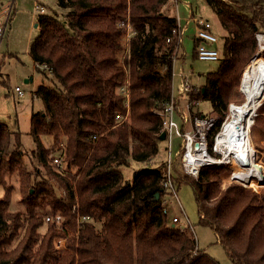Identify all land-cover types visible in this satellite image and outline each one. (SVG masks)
<instances>
[{"label": "trees", "instance_id": "obj_1", "mask_svg": "<svg viewBox=\"0 0 264 264\" xmlns=\"http://www.w3.org/2000/svg\"><path fill=\"white\" fill-rule=\"evenodd\" d=\"M169 1L58 0L62 18L39 16L29 54L47 66L50 82L34 92L43 109L33 114L30 134L44 173L27 168L21 134L0 124V264H220L197 249L190 228L181 231L163 212L170 193L163 187L167 166L156 163L164 142L159 112L175 88L176 46L167 39L177 27L163 13ZM206 3L223 30L222 58L204 85H193L187 103L191 115H201L194 102H210L222 121L241 96L256 33L264 31V0ZM117 115L128 118L119 122ZM256 117L252 128L258 122L264 140V118ZM44 138L52 139L50 148ZM62 145L66 176L49 159ZM133 162L141 167L127 180L123 169ZM227 169L206 167L195 179L174 162L173 176L175 185H191L200 224L213 230L233 264H264V189L223 188ZM16 175L25 214L11 211L15 187L8 179Z\"/></svg>", "mask_w": 264, "mask_h": 264}, {"label": "rangeland", "instance_id": "obj_2", "mask_svg": "<svg viewBox=\"0 0 264 264\" xmlns=\"http://www.w3.org/2000/svg\"><path fill=\"white\" fill-rule=\"evenodd\" d=\"M37 2L43 3L45 5L44 13L35 12V5ZM57 2L58 0H3L1 4L3 6V4L10 3L9 5H13V10L6 35L3 40H0V124L5 125L9 131L13 133L17 132L21 134L24 160L27 168L31 172L39 170V172L44 173L43 168L39 164L38 160L32 157V151L35 150V143L30 134L32 116L34 113H37L43 109L42 102L34 98V92L40 85L48 84L50 80L46 77L47 75L44 74V72H46L44 68L37 66L30 57L29 47L32 40H34L39 35L38 28H35L34 26L37 23L39 16H50L57 12L59 13L60 18H62V12L58 8ZM163 13L170 17H178L181 21L182 27L186 26L187 20L191 16L202 17L211 22L213 25V32L220 39L222 37V27L213 10L207 5L206 0H170L163 8ZM194 36L195 26L194 24H191L188 26V28H186V31L183 35V47L176 57V77L174 80V86L176 90H178L180 85L178 74L181 72L188 74L191 84L199 87L204 85L206 74L217 70L220 66V62L202 61L196 57L197 41L195 40ZM257 56L254 55V58L252 57V59L254 60ZM252 59L250 60L249 65L251 64ZM259 59L264 61V57L261 55L259 56ZM249 65H247L245 70L249 67ZM245 70L243 73H245ZM30 78H32V82L27 83L26 79ZM16 87H20L24 91L25 95L23 97H20L16 93ZM240 94L241 96L239 98L233 99L231 103L241 105L245 101V96L241 93V91ZM263 104L264 98L260 101L259 108ZM182 109L187 111L186 98L183 99ZM193 112L201 113L206 116L216 115L217 117H220L218 114L212 112L211 103L208 101L197 103V105L193 107ZM227 115L228 111L226 112L223 120L226 119ZM255 116H258L256 118H264V112H262V110H257ZM257 124L254 127L255 130L254 128L251 129L252 132H250V135L256 160L260 164L263 162L262 157L264 156V140H262V136L259 132L262 126H257ZM44 144L47 148H50L52 145V139L44 138ZM180 145L181 140L174 137L172 140L171 158L174 160V162L178 163H180L178 157L180 154ZM160 148L161 154L156 160V163L166 162L170 155L168 142H162ZM59 154L60 152H57L50 156V166L52 164L53 156L56 157ZM256 154H258V156H256ZM52 166V170L59 174ZM228 166L232 169V162H230ZM242 166L243 165L241 163L235 162L234 167L236 168V178L237 175H239V170ZM140 167L141 165L135 162H133L129 167H125L123 169V175L125 179L132 180L134 171ZM76 171V169L72 170L74 174ZM232 171L227 169L221 174V176ZM64 174L66 175L67 172ZM229 179L232 180V176L229 177ZM220 182L222 183L221 179ZM8 183L9 185L15 187L11 211L25 214V210L20 204L21 195L19 192L17 175L8 179ZM233 184L241 185L252 192H261L264 189V187H262L263 185L251 187L245 182H233ZM242 184H246V186ZM222 186L225 188L229 185L224 186V184H222ZM0 195H3L2 190H0ZM63 195L64 193L62 192L57 193V196L59 197ZM165 205L167 206L168 219L170 223L173 217H178L180 218L181 224L184 225V227H192L199 250L204 251V253L208 254L220 264H233L227 257L222 246L218 243L217 237L213 230L200 224L199 211L191 185L188 183H183L180 186L176 185V194L167 195L165 197ZM179 223L176 226L177 228L181 226ZM45 232L46 227L41 229L42 234ZM23 233L24 231L22 230L21 236ZM64 242L66 243V239Z\"/></svg>", "mask_w": 264, "mask_h": 264}, {"label": "built area", "instance_id": "obj_3", "mask_svg": "<svg viewBox=\"0 0 264 264\" xmlns=\"http://www.w3.org/2000/svg\"><path fill=\"white\" fill-rule=\"evenodd\" d=\"M10 3L3 4V6L0 4V40H3L6 35L9 21L12 15L13 5H9ZM35 12L44 13L45 5L43 3L37 2V4L35 5ZM176 20L177 27L173 28L172 36L167 39L168 43H175L176 57L183 47V35L186 31V28H188V26H190L191 24H194V38L197 41L196 57L199 60L210 62H219L221 60V39L213 32V25L211 22L202 17L191 16L187 20L186 26L182 27L180 19L177 17ZM256 40L257 53H255V55H264V31L256 33ZM176 61L177 58L175 59V63ZM40 67L44 68V70H47L46 65H41ZM243 76L239 90L244 95L242 90ZM174 77H176L175 66ZM178 78L180 79L178 90L174 88L171 99L169 100V102L165 103L163 109L159 112V115L163 119V129L161 134H166L165 141L168 142L170 154L169 158L165 162L167 168L163 187L170 194H176V185L173 176L174 160L171 158L172 140L174 137L181 140L180 154L178 155V157L182 170L188 176L197 179L203 168L211 166H225L229 170L234 171L233 168L231 169L228 166L230 162H232L233 164V158H231L232 155L230 153L231 151L228 152V156L226 158L218 148V146L221 145L218 138L226 132L228 124H230V122L232 121L233 112L239 106L235 103L229 104L228 115L226 119L222 121L221 118L217 116H206L203 114L191 115L189 112V104L187 103V111H185L182 109L183 102L181 100L184 98L187 99V94L193 89V85L189 80L190 78L188 74L181 72L180 74H178ZM15 91L20 97H23L25 95L24 91L20 87H16ZM126 94L129 98L128 92H126ZM34 98L37 99L35 94ZM197 103L198 102H194V106L197 105ZM126 106L127 108H129L128 102L126 103ZM254 117L252 118L251 129L254 123ZM127 118L128 115H126L125 117H121L120 115L116 116V120L119 122L125 121L127 120ZM213 131H215L214 136H212ZM61 148L62 149L60 151V154L56 157L53 156L51 166L53 165L52 167H54V170H56L60 175L66 176L64 174L65 172H67L65 147L62 145ZM256 156H258V154H256ZM262 163L260 164L262 165ZM262 168L264 169V163L262 165ZM230 173L231 172L223 174L220 178L224 186L233 184V182H235L234 180L229 179ZM254 180L257 179L254 178ZM242 185L246 186V184ZM262 187H264V184ZM163 212L168 216V210L165 203L163 204ZM55 219V222L60 225L62 222V218L60 216H57ZM86 219L87 218H84V220ZM46 221L50 222L51 217L47 216ZM171 223L173 224V226H177L178 223L181 224V220L178 217H173ZM188 228L192 230L191 226L184 227V225L181 224V226L179 227V229L183 232H185ZM56 245L59 249L65 248L64 240L57 241Z\"/></svg>", "mask_w": 264, "mask_h": 264}, {"label": "bare ground", "instance_id": "obj_4", "mask_svg": "<svg viewBox=\"0 0 264 264\" xmlns=\"http://www.w3.org/2000/svg\"><path fill=\"white\" fill-rule=\"evenodd\" d=\"M259 56L251 62L243 76L242 90L245 101L233 112L232 121L228 124L226 132L218 138L221 144L218 148L226 158L231 151L235 170L232 180L245 182L251 187L264 184V169L256 160L250 135L252 118L258 110L260 101L264 98V61L259 59ZM261 56L264 57V55ZM235 162L243 165L240 167L237 178Z\"/></svg>", "mask_w": 264, "mask_h": 264}, {"label": "water", "instance_id": "obj_5", "mask_svg": "<svg viewBox=\"0 0 264 264\" xmlns=\"http://www.w3.org/2000/svg\"><path fill=\"white\" fill-rule=\"evenodd\" d=\"M35 28H38V24H36ZM165 139H166V134L165 133L161 134V140L165 141Z\"/></svg>", "mask_w": 264, "mask_h": 264}, {"label": "crops", "instance_id": "obj_6", "mask_svg": "<svg viewBox=\"0 0 264 264\" xmlns=\"http://www.w3.org/2000/svg\"><path fill=\"white\" fill-rule=\"evenodd\" d=\"M2 2H3V0L1 1L0 0V4H2ZM37 24V23H36ZM36 24L34 25V26H36ZM31 45V44H30ZM29 49H30V47H29ZM26 82H32V78H30V79H26ZM182 102H183V99L181 100Z\"/></svg>", "mask_w": 264, "mask_h": 264}]
</instances>
